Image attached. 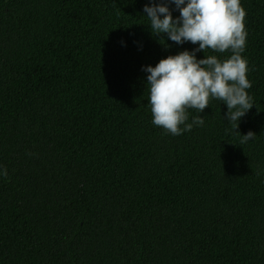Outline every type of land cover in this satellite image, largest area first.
<instances>
[{
  "label": "trees",
  "instance_id": "1",
  "mask_svg": "<svg viewBox=\"0 0 264 264\" xmlns=\"http://www.w3.org/2000/svg\"><path fill=\"white\" fill-rule=\"evenodd\" d=\"M240 2L254 107L173 136L142 68L198 45L149 0H0V264H264V0Z\"/></svg>",
  "mask_w": 264,
  "mask_h": 264
},
{
  "label": "clouds",
  "instance_id": "2",
  "mask_svg": "<svg viewBox=\"0 0 264 264\" xmlns=\"http://www.w3.org/2000/svg\"><path fill=\"white\" fill-rule=\"evenodd\" d=\"M169 3L178 10L177 18H173ZM149 4L143 12L150 21L152 34L166 35L177 45L186 42L198 45L191 52L184 50L161 59L154 67L142 68L148 74L152 124L165 134L181 135L194 125L204 124L200 115L186 123L188 109L201 113L211 99H218L226 105L225 119L236 130L239 120L254 107L253 97L247 91L252 87L247 78L248 60L242 56L247 32L246 11L240 0H161L158 4L149 0ZM208 50L231 54L225 59L215 54L196 58L197 52ZM236 133L242 144L256 136L251 131L246 135ZM2 174L7 175L6 169Z\"/></svg>",
  "mask_w": 264,
  "mask_h": 264
}]
</instances>
